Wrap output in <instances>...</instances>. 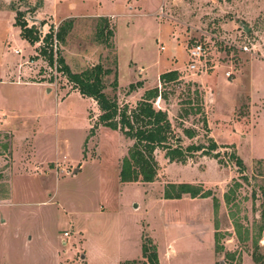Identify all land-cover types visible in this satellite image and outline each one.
<instances>
[{
    "label": "rangeland",
    "instance_id": "374dc122",
    "mask_svg": "<svg viewBox=\"0 0 264 264\" xmlns=\"http://www.w3.org/2000/svg\"><path fill=\"white\" fill-rule=\"evenodd\" d=\"M16 12L40 39L70 21L58 51L72 73L108 70L103 93L128 111L156 88L170 148L202 149L169 161L156 148L153 181L121 183L134 141L101 125L90 134L95 103L33 59L41 42L19 38ZM194 43L204 51L189 70ZM169 71L177 78L160 82ZM181 183L211 196L163 198ZM263 188L264 0H0V264H147L142 243L157 264H256Z\"/></svg>",
    "mask_w": 264,
    "mask_h": 264
},
{
    "label": "trees",
    "instance_id": "16d2710c",
    "mask_svg": "<svg viewBox=\"0 0 264 264\" xmlns=\"http://www.w3.org/2000/svg\"><path fill=\"white\" fill-rule=\"evenodd\" d=\"M98 19L100 23L96 25V37H104L100 43H106L108 46L109 43L106 40L112 36L108 21L103 17ZM70 24V21H64L55 30L49 28L48 32L40 39L36 28L26 26L20 12L15 13L13 22V25L19 30L18 36L20 39L26 41L29 45L41 42L37 55L33 58L34 60L40 58L49 68H54L56 72L61 74L71 84V88L76 90L81 97L89 98L95 103L99 115L97 116V124L92 126L90 134H92L96 125H101L112 131L118 130L125 138L134 141L127 156L123 157L120 162L118 178L121 183L135 182L137 177L142 182H152L155 174L152 164V152L156 148L164 149L165 156L169 161L181 159L186 152L202 149L192 145L184 150L180 147L170 148L168 140L171 129L166 114L161 110H154L151 104L156 97L161 98L156 88L144 92L142 100L136 104L134 110L128 111L126 106L118 107L113 97L109 98L103 93V78L108 74V70L96 64L81 72L72 73L58 51V46L63 44ZM41 25L42 23L39 24V26ZM105 28L109 29L103 34ZM176 78L177 73L175 71H169L159 76L160 82H169ZM129 87L132 88V86ZM192 135V132L185 131L187 138H191ZM216 148L217 145L212 142L206 153H210ZM235 163L239 166L240 171H244L240 159L235 158ZM238 187L239 184L235 183L234 187L224 195L227 204L233 201V194ZM262 190L264 195V188ZM182 195H188L189 198H208L211 193L209 191L204 192L201 187L186 183L168 184L163 190L165 200H179ZM216 202L217 200L214 199L215 205ZM262 206L260 232L264 229V203H262ZM257 250L258 248H255L252 253L253 261L256 264H264V254L263 256L258 254ZM141 255L146 259L147 264H157L153 246L147 247L146 244L142 243Z\"/></svg>",
    "mask_w": 264,
    "mask_h": 264
},
{
    "label": "built area",
    "instance_id": "2783aa9c",
    "mask_svg": "<svg viewBox=\"0 0 264 264\" xmlns=\"http://www.w3.org/2000/svg\"><path fill=\"white\" fill-rule=\"evenodd\" d=\"M245 50H247V48H245ZM203 46L201 44L198 43H194L190 49L188 50V56L191 59V61L188 64V69L192 70L195 69V62H198L199 60H201L202 55H203ZM226 77H230V73H226Z\"/></svg>",
    "mask_w": 264,
    "mask_h": 264
},
{
    "label": "crops",
    "instance_id": "0c3cea01",
    "mask_svg": "<svg viewBox=\"0 0 264 264\" xmlns=\"http://www.w3.org/2000/svg\"><path fill=\"white\" fill-rule=\"evenodd\" d=\"M100 17H103V18L111 17L112 18V16H102V15ZM27 79H29V77ZM26 84H34V85H36L38 87H45V85H46V84H44L43 82H40V81L39 82H35V81L33 82V81H31V83L30 82H26Z\"/></svg>",
    "mask_w": 264,
    "mask_h": 264
},
{
    "label": "water",
    "instance_id": "95a60500",
    "mask_svg": "<svg viewBox=\"0 0 264 264\" xmlns=\"http://www.w3.org/2000/svg\"><path fill=\"white\" fill-rule=\"evenodd\" d=\"M243 29H245V31L248 32V29L246 27H244ZM73 172H76V169H74ZM80 258L83 259V256H81Z\"/></svg>",
    "mask_w": 264,
    "mask_h": 264
}]
</instances>
